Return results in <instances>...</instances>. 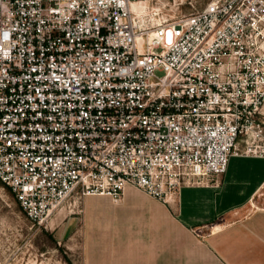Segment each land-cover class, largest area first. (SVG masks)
Returning <instances> with one entry per match:
<instances>
[{
  "label": "built area",
  "instance_id": "2783aa9c",
  "mask_svg": "<svg viewBox=\"0 0 264 264\" xmlns=\"http://www.w3.org/2000/svg\"><path fill=\"white\" fill-rule=\"evenodd\" d=\"M160 0H0V191L44 228L72 199L165 204L264 127V0L153 26Z\"/></svg>",
  "mask_w": 264,
  "mask_h": 264
},
{
  "label": "crops",
  "instance_id": "0c3cea01",
  "mask_svg": "<svg viewBox=\"0 0 264 264\" xmlns=\"http://www.w3.org/2000/svg\"><path fill=\"white\" fill-rule=\"evenodd\" d=\"M264 157H232L217 183L165 204L128 186L120 200L82 202L81 264H264Z\"/></svg>",
  "mask_w": 264,
  "mask_h": 264
},
{
  "label": "rangeland",
  "instance_id": "374dc122",
  "mask_svg": "<svg viewBox=\"0 0 264 264\" xmlns=\"http://www.w3.org/2000/svg\"><path fill=\"white\" fill-rule=\"evenodd\" d=\"M212 0H160L146 5L157 17L176 20L203 9ZM156 9V11H155ZM161 12L162 14H158ZM249 147L264 151V127L261 137L240 141L244 152ZM257 208L249 206L242 215L264 210V189L254 200ZM82 202L72 199L50 223L39 228L28 219L15 196L8 190L0 191V264H81L82 260Z\"/></svg>",
  "mask_w": 264,
  "mask_h": 264
},
{
  "label": "bare ground",
  "instance_id": "6f19581e",
  "mask_svg": "<svg viewBox=\"0 0 264 264\" xmlns=\"http://www.w3.org/2000/svg\"><path fill=\"white\" fill-rule=\"evenodd\" d=\"M146 5H134L133 6V9H137L136 11L138 12V18L144 24L157 23L158 22L157 17H156L157 13L156 14L150 13ZM158 14H162V13L158 12Z\"/></svg>",
  "mask_w": 264,
  "mask_h": 264
}]
</instances>
